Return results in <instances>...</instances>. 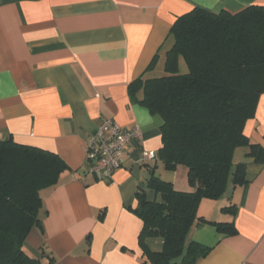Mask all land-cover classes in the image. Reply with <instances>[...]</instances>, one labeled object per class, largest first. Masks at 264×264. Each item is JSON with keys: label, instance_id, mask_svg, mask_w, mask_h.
Wrapping results in <instances>:
<instances>
[{"label": "crops", "instance_id": "0c3cea01", "mask_svg": "<svg viewBox=\"0 0 264 264\" xmlns=\"http://www.w3.org/2000/svg\"><path fill=\"white\" fill-rule=\"evenodd\" d=\"M249 6L264 7V0H0V140L49 151L66 165L57 184L40 192V226L25 240L27 255L38 264L49 257L53 264H145L142 222L132 210L139 190L158 198L146 185L150 170L157 176L163 168L161 119L130 100L128 85L155 77L157 67L163 71L176 17L193 8L235 14ZM104 119L126 131L138 128L141 137L123 167L98 180L86 175L84 145ZM244 133L264 147V94ZM144 152L156 159L144 160ZM245 153L237 149L233 163H247L248 183L229 182L220 199H204L197 210L204 220L233 223L236 234L194 224L186 243L210 248L194 264H264V165ZM186 174L179 166L159 177L187 193L193 190ZM230 206L232 214L221 211Z\"/></svg>", "mask_w": 264, "mask_h": 264}, {"label": "trees", "instance_id": "16d2710c", "mask_svg": "<svg viewBox=\"0 0 264 264\" xmlns=\"http://www.w3.org/2000/svg\"><path fill=\"white\" fill-rule=\"evenodd\" d=\"M167 38L163 75L138 77L128 85L131 101L161 119L158 160L167 171L182 166L193 190L177 192L150 170L132 210L142 222L138 246L145 264H194L210 251L186 243L194 224H208L224 235H235L233 223L198 217L200 202L220 199L229 182L248 183L247 163H233L237 149H246L252 164L264 165V147L244 133L264 94V7L249 6L230 14L193 8L175 18ZM155 55L148 69L157 62ZM185 69L182 71L180 63ZM66 169L54 153L0 140V264H38L23 244L40 226V192L57 184ZM235 207L223 208L232 214ZM152 240L159 248H152ZM48 264H53L49 257Z\"/></svg>", "mask_w": 264, "mask_h": 264}, {"label": "built area", "instance_id": "2783aa9c", "mask_svg": "<svg viewBox=\"0 0 264 264\" xmlns=\"http://www.w3.org/2000/svg\"><path fill=\"white\" fill-rule=\"evenodd\" d=\"M140 137L138 128L126 131L112 120H102L84 145L85 160L88 164L86 175L98 180L110 179L117 169L123 167L124 157L132 142ZM142 157L144 160H155L156 154L144 152Z\"/></svg>", "mask_w": 264, "mask_h": 264}, {"label": "rangeland", "instance_id": "374dc122", "mask_svg": "<svg viewBox=\"0 0 264 264\" xmlns=\"http://www.w3.org/2000/svg\"><path fill=\"white\" fill-rule=\"evenodd\" d=\"M154 76L155 77H160V76H162L164 73H163V71L161 70V69H159L158 67L156 68V70H154ZM239 157V156H238ZM237 157V158H238ZM235 161H237V160H235ZM160 170H159V173L157 174V176L159 177L160 176V174L163 176L164 174H167V175H173V172L174 171H167V170H165L164 168H159ZM168 173H170V174H168ZM167 176H165L164 178H160V179H162V180H164V181H167ZM153 242H151V244H153L154 245V243H155V241H159V240H152ZM24 244H25V242H24ZM24 244H23V247H24ZM152 248H155V247H152ZM24 250V249H23ZM29 256L30 257H32V258H34L35 256H34V254H29Z\"/></svg>", "mask_w": 264, "mask_h": 264}]
</instances>
